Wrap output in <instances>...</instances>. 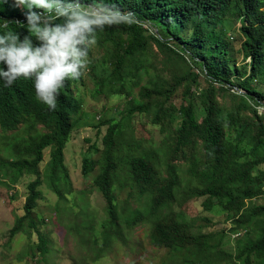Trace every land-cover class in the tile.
Wrapping results in <instances>:
<instances>
[{
	"label": "trees",
	"instance_id": "1",
	"mask_svg": "<svg viewBox=\"0 0 264 264\" xmlns=\"http://www.w3.org/2000/svg\"><path fill=\"white\" fill-rule=\"evenodd\" d=\"M91 2L85 0V3ZM105 2L135 13L136 22L97 31V44L90 51L92 63L81 79L67 81L58 97L56 110H50L36 98L33 80L21 77L12 86L5 87L0 79V127L5 132L13 131L11 136L5 134L0 142V163L11 168L12 182L16 183L25 173L37 176L28 184L25 214L16 217L11 237L22 232L26 223L37 226L33 210L41 198L39 186L45 181L40 170L45 149L51 148L43 173L49 187L61 198L65 195L62 181L67 191L74 189L65 163V148L71 140L74 116L83 100L75 95L73 86L83 83L89 75L94 79L96 92L106 95L109 89L108 96L127 92L128 81L136 79L134 84L140 85L142 76L150 74L152 68L148 53L153 42L160 51L179 56L190 69L192 65L203 69L210 82L209 88L198 94L205 118L200 121L192 98L193 85L200 77L198 72H185L163 84L153 79V85L140 87L143 103L135 104L130 113L151 111L154 122L161 125V131L170 139V150H164L167 177H163L157 164L146 156L131 157L129 183L136 188L137 197L145 201L144 205L130 208L128 214H120L113 186L119 177L117 138L122 129L121 124L109 120L105 122L108 127L103 137L102 156H83L82 173L89 176L100 168L94 185L108 202L112 225L121 224L125 230L133 231L141 224H150L151 241L156 247L174 251L198 248L203 252L200 264H219L222 239L215 234L195 233L190 224L175 213L174 206L187 194L206 198L204 204L208 211L220 204L233 219L232 232L244 230L248 233L251 227L258 228L257 241L240 242L243 245L240 258L246 264H254L255 258L258 264H264V203L249 206L255 199L264 200V169L261 168L264 165V116L258 108L263 105L264 90L253 85L264 78V0ZM26 10L15 7L14 0H0V25H7L6 29L0 28V32L15 31L21 40L30 35L24 15ZM233 14L242 19L240 53L243 59L251 60L250 75L239 82L235 73L240 69L232 65L231 42L227 36L228 16ZM147 22L161 27L164 33L148 34ZM169 38L179 50L169 44ZM32 39L34 44L39 43L34 36ZM97 51L102 54H96ZM185 54L191 56V64ZM0 67L6 70V65L0 64ZM181 86H184L188 101L178 108L182 114L180 122L174 129H167L174 123L177 110L168 102ZM238 87L247 91V95H242L238 105H223L219 94L227 95ZM89 149L99 151L96 144ZM175 161L189 164V179L180 174ZM38 249L42 255L49 250L42 235H39Z\"/></svg>",
	"mask_w": 264,
	"mask_h": 264
},
{
	"label": "rangeland",
	"instance_id": "2",
	"mask_svg": "<svg viewBox=\"0 0 264 264\" xmlns=\"http://www.w3.org/2000/svg\"><path fill=\"white\" fill-rule=\"evenodd\" d=\"M241 22L242 19L234 14L228 16L227 36L231 42L232 65L240 69L235 73L237 82L250 75L251 62L250 59H243L240 53L243 41L239 32ZM147 26L148 34L164 33L161 27L151 22H147ZM168 41L172 47L179 50V46L172 38ZM98 52L102 54V51H97L96 54ZM148 58L152 67L150 74L142 76L140 85L134 84L136 79L128 81L127 92L108 96L110 90L107 89L106 95L98 94L94 79L90 75L83 83L79 82L73 86L75 95L83 100L81 109L74 116L76 120L71 140L65 148V163L69 168L74 189L67 191L62 181L65 195L61 198L49 187L43 173L50 159L51 148L45 149L44 160L40 164L45 181L39 186L41 198L33 210L37 226L31 227L26 223L24 230L14 237H11L10 230L16 217L25 214L28 184L37 176L25 173L16 183L12 182L11 168L0 163V264H200L203 252L198 248L174 251L156 247L151 241L150 224H141L133 231L125 230L121 224L112 225L108 202L94 185V178L100 168L97 167L89 176L82 173L83 156L89 155L94 158L102 156V150L105 148L103 137L108 127L105 122L109 120L121 124L122 129L117 138L116 166L119 177L113 186L120 214H128L130 208L144 205L145 201L137 197L136 188H132L129 183L131 157L140 154L146 156L157 164L161 175L167 177L168 171L165 166L167 158L164 150H170V139L161 131V125L154 122V114L151 111L130 113L135 104L143 103L140 87L146 84L153 85L151 82L153 79L163 84L185 72L191 70L198 72L200 77L193 85L192 98L200 121L205 118L204 107L199 101L198 94L209 88L210 82L206 79L203 69L193 65L190 69L179 56L172 52L160 51L153 42L149 46ZM185 58L191 64V56L185 54ZM253 85L264 90V78L253 82ZM242 95H247V91L238 87L233 88L232 93L227 95L220 93L218 97L223 105L233 107L242 101ZM185 100L188 101L184 86L178 87L168 102V105L173 104L177 110L174 123L167 129H174L175 124L180 122L182 114L178 108ZM258 108L260 114L264 116V102ZM39 127L46 130L42 125ZM12 133L13 131L5 132L0 127V142L4 140L5 134L11 136ZM94 144L98 146L99 151L89 149ZM173 163L177 165L180 174L189 179V164L186 161ZM261 168L264 169V165ZM197 184H200L198 180ZM205 202L206 198L187 194L175 204L174 211L190 224L195 233L215 234L222 239L219 264H246L245 260L240 258L243 249L240 242L257 241L260 231L257 227H251L248 233L244 230L232 232L234 223L230 213L220 204L212 211H208ZM262 203L263 199H255L249 202V206ZM39 235L47 241L49 250L44 255L38 249ZM254 264H258L256 258Z\"/></svg>",
	"mask_w": 264,
	"mask_h": 264
},
{
	"label": "clouds",
	"instance_id": "3",
	"mask_svg": "<svg viewBox=\"0 0 264 264\" xmlns=\"http://www.w3.org/2000/svg\"><path fill=\"white\" fill-rule=\"evenodd\" d=\"M14 5L27 9L30 35L21 40L15 31L0 32V64L6 65L0 79L5 87L21 77L33 80L36 98L50 110H56L67 81L81 79L92 63L97 31L136 22L135 13L105 0H14Z\"/></svg>",
	"mask_w": 264,
	"mask_h": 264
},
{
	"label": "bare ground",
	"instance_id": "4",
	"mask_svg": "<svg viewBox=\"0 0 264 264\" xmlns=\"http://www.w3.org/2000/svg\"><path fill=\"white\" fill-rule=\"evenodd\" d=\"M180 21V20H179Z\"/></svg>",
	"mask_w": 264,
	"mask_h": 264
}]
</instances>
